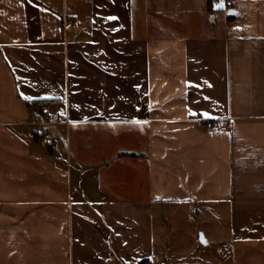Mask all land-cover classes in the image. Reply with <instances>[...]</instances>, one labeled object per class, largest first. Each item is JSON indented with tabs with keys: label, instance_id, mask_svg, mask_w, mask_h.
<instances>
[{
	"label": "crops",
	"instance_id": "1",
	"mask_svg": "<svg viewBox=\"0 0 264 264\" xmlns=\"http://www.w3.org/2000/svg\"><path fill=\"white\" fill-rule=\"evenodd\" d=\"M219 260L264 264V0H0V264Z\"/></svg>",
	"mask_w": 264,
	"mask_h": 264
},
{
	"label": "rangeland",
	"instance_id": "2",
	"mask_svg": "<svg viewBox=\"0 0 264 264\" xmlns=\"http://www.w3.org/2000/svg\"><path fill=\"white\" fill-rule=\"evenodd\" d=\"M49 143H51V140H50V135L47 132V136H46L45 141H44V147H45L46 150H48L47 146H48ZM45 144H47V145H45ZM47 152L48 151H45V154ZM178 217L179 216L174 217V215H170L168 213L157 215L158 219H160L161 221L162 220L166 221L167 226H169V224H171V227H168V229H171V231H173V232H178L179 231V223H178V219L179 218ZM220 217H221V221L219 222L218 226L220 227V232L219 233H221V237L218 238V240L226 241V239H227L226 230H227V225H228L227 214L226 213H222ZM207 219H209V217ZM207 219L202 220V222L200 221L199 225H200V227H203L202 229L205 228V226H206L205 222L207 221ZM208 225H209V223H208ZM201 231L200 230L198 231L199 235H198V237H196V236H193V234H192L193 232H191L189 230V228L187 227V232H185V234L182 235V238H181V242L185 246H190V253H188V254H191L194 257H195V253L200 248L199 247V242H200V239H201V236H202ZM191 255H189L187 257V256H183L181 254L179 257L183 256V257H186V259L189 260V259L193 258V256H191ZM218 264H226V262L219 260Z\"/></svg>",
	"mask_w": 264,
	"mask_h": 264
},
{
	"label": "trees",
	"instance_id": "3",
	"mask_svg": "<svg viewBox=\"0 0 264 264\" xmlns=\"http://www.w3.org/2000/svg\"><path fill=\"white\" fill-rule=\"evenodd\" d=\"M56 101H57V100H55V99H42V100H36V101H34L33 103L28 102V105H29V106L35 105V106H37V107H39V106H41V107H43V106L48 107V106H50L51 104H53L54 102H56Z\"/></svg>",
	"mask_w": 264,
	"mask_h": 264
},
{
	"label": "built area",
	"instance_id": "4",
	"mask_svg": "<svg viewBox=\"0 0 264 264\" xmlns=\"http://www.w3.org/2000/svg\"><path fill=\"white\" fill-rule=\"evenodd\" d=\"M214 2H217L218 0H213ZM44 113H47V110H45ZM221 125V122H218V121H210V122H207L206 123V126L208 128H219Z\"/></svg>",
	"mask_w": 264,
	"mask_h": 264
},
{
	"label": "snow or ice",
	"instance_id": "5",
	"mask_svg": "<svg viewBox=\"0 0 264 264\" xmlns=\"http://www.w3.org/2000/svg\"><path fill=\"white\" fill-rule=\"evenodd\" d=\"M216 7H223V4L218 3ZM110 19H115V17H110ZM26 99H29L28 97H25ZM207 115V114H205Z\"/></svg>",
	"mask_w": 264,
	"mask_h": 264
}]
</instances>
